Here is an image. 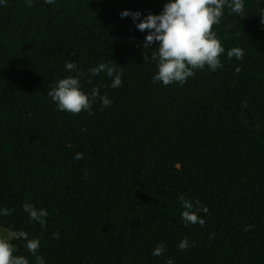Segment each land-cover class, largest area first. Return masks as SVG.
Segmentation results:
<instances>
[{
    "label": "trees",
    "instance_id": "obj_1",
    "mask_svg": "<svg viewBox=\"0 0 264 264\" xmlns=\"http://www.w3.org/2000/svg\"><path fill=\"white\" fill-rule=\"evenodd\" d=\"M164 2L0 7V207L13 210L0 228L38 238L45 264H264V0H245L241 16L225 8L213 26L225 48L221 69L168 86L152 83L147 31L120 17L158 14ZM233 47L242 60L227 58ZM100 63L121 67L119 88L104 72L90 75ZM68 75L112 105L58 111L47 93ZM181 196L207 206L203 226L185 225ZM29 202L47 209L46 226L30 222ZM12 243L35 264L22 240Z\"/></svg>",
    "mask_w": 264,
    "mask_h": 264
},
{
    "label": "clouds",
    "instance_id": "obj_2",
    "mask_svg": "<svg viewBox=\"0 0 264 264\" xmlns=\"http://www.w3.org/2000/svg\"><path fill=\"white\" fill-rule=\"evenodd\" d=\"M260 2V0H258ZM7 0H0V7L5 6ZM26 6L31 7L34 0H25ZM52 4L54 0H45ZM225 8L231 13L241 16L245 8V0H165L158 14L140 11L124 10L120 17L130 18L135 29L147 34L144 36L142 46L145 49L155 48L151 59L156 63V71L152 76V83L163 86L171 84L183 85L188 78L194 77L197 70L205 67L215 72L223 67L220 59L225 53L217 33L213 30L224 16ZM261 22L264 23V7L260 8ZM243 49L233 47L227 51V58L242 60ZM147 59V57H145ZM77 68L76 62H67L65 70L73 72ZM239 68L236 71L239 72ZM91 76L100 75L102 72L111 80L110 87L119 88L122 85L123 71L121 67L111 63H100L88 69ZM82 75V74H81ZM90 82V81H89ZM50 101L56 105L58 111L79 114L82 111L88 115L93 114V105L99 101L102 108L112 105V100L107 95H101L98 87L92 88L91 92H85L82 88L80 75H68L57 80L47 93ZM75 159H83V153L77 152ZM182 208L181 218L188 224L204 225L205 220L201 213L206 214L208 208L199 201H191L180 197ZM27 213L30 222H36L41 227L46 226L48 211L46 208H36L32 203L22 206ZM12 209L0 207V216L11 215ZM245 231L248 227H245ZM55 235V234H54ZM13 239L22 240L24 247L35 256V264H45L43 256L38 255L40 241L36 237L29 238V234L23 230L11 231L7 235H0V264H30L28 257L14 255L17 251L12 243ZM178 249L185 251L189 248V241L183 238L177 245ZM165 252L163 243H158L152 250V255L161 256ZM166 264H174L169 258Z\"/></svg>",
    "mask_w": 264,
    "mask_h": 264
},
{
    "label": "rangeland",
    "instance_id": "obj_3",
    "mask_svg": "<svg viewBox=\"0 0 264 264\" xmlns=\"http://www.w3.org/2000/svg\"><path fill=\"white\" fill-rule=\"evenodd\" d=\"M8 233H10V232L0 228V235H7Z\"/></svg>",
    "mask_w": 264,
    "mask_h": 264
}]
</instances>
